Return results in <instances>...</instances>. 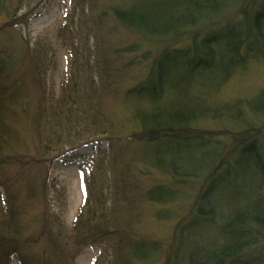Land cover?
<instances>
[{"label":"trees","instance_id":"trees-1","mask_svg":"<svg viewBox=\"0 0 264 264\" xmlns=\"http://www.w3.org/2000/svg\"><path fill=\"white\" fill-rule=\"evenodd\" d=\"M20 2L13 14L15 24L25 22L31 11L18 17L29 5L26 0ZM113 13L128 30L165 45L164 51L153 57L147 82L126 95L133 106L132 120L137 129L132 130L123 147L128 172L114 171L115 186L110 194L116 201L124 197L127 218L113 216L117 202L108 204L102 189L90 201L93 195L89 189L75 220L72 242L66 243L64 249L52 246L39 256L34 252L38 237L31 240L29 228L22 221L28 204L38 195L37 187L25 180L22 190H18L23 197L20 202L18 195L11 196L14 186L9 185L7 196H1L0 264H14L18 254L23 264H74L76 256L88 246L111 252L108 264H264V124L244 130L248 136L233 147L216 135L186 134L198 129L204 119L200 118L210 110L202 95L204 107L200 112L178 96L183 81L194 83L205 76L210 81L214 76L220 77L218 82L216 78L212 82L213 87L224 83L236 70L246 69L253 52L262 50L264 45V0H158L135 7H115ZM186 40L191 43L185 48L174 47ZM8 54L0 53V152L12 138V131L4 123L16 106L33 115L34 130L48 154L53 144L58 146L64 138L77 139L93 131L116 135L118 123H114L105 107L93 105L94 96L104 93L107 84L98 81L84 86L76 76L73 89L64 86L61 96L50 95L49 101L41 99L32 111L23 101L15 102V95L7 96L8 91L20 92L24 81L20 68ZM31 54L34 58L28 57L30 65L42 69L48 63ZM101 61L95 62L100 81L106 75L109 78L114 70L107 57ZM80 86L84 93L79 95ZM189 89L192 91L191 86ZM51 100L54 103L50 104ZM259 102H264V95L258 98L257 105L252 104V110H263ZM151 166L164 176L165 183L133 193L139 177L149 174ZM131 168H138V174ZM190 183L200 187L187 217L171 211L159 212L163 220L179 218L180 224L169 243L148 241L136 233L139 230L132 226L139 218L140 203L175 206L182 201ZM129 185L133 192L128 191ZM0 186L6 183L1 181ZM46 233L42 232L40 238H46ZM101 258L95 263L99 264Z\"/></svg>","mask_w":264,"mask_h":264},{"label":"rangeland","instance_id":"rangeland-1","mask_svg":"<svg viewBox=\"0 0 264 264\" xmlns=\"http://www.w3.org/2000/svg\"><path fill=\"white\" fill-rule=\"evenodd\" d=\"M16 1L0 0V53H9L10 60L16 62L24 75L21 91H8L7 96L15 95V102L23 101L33 111L41 99L49 101L50 95L56 98L61 96L64 86L73 89L76 76L84 86L99 81L107 84V87L104 93L94 96L93 105L105 107L114 123L119 125L114 136L93 131L89 136L81 134L77 139L64 138L58 146L53 144L48 154L34 130L31 113L25 114L21 107L16 106L14 114L8 115L7 124L4 125L12 131V138L4 143V150L0 152V177H4L1 181L6 183V186H0V217L3 212L1 196H7L6 187L13 185L11 196L18 195L21 202L23 197L18 190H22L25 180L32 181L38 195L28 204L22 221L29 228L27 233L31 240L38 237L34 252L41 256L44 250L49 252L52 246L59 245L64 249L66 243L72 242L75 220L89 189L93 195L90 201L102 189L107 195L108 204L117 202L113 216L122 220L127 218L124 197L116 201L114 194H110L115 186L114 171L125 169L128 172L124 162L127 155L123 147L127 146L126 141L132 130L137 129V124L132 120L133 106L126 95L127 91L147 82L153 57L164 51L165 45L150 42L128 30L113 13L115 7H135L158 0H26L29 5L20 11L18 17L31 10L29 17L25 22L15 24L17 22H13V14L21 5V0L18 4ZM190 43L186 40L174 47L185 48ZM31 53L45 58L48 63L42 69L30 65L28 57H33ZM252 55L246 69L236 70L224 83L212 87L215 78L217 82L220 80L218 76H214L211 81L205 76L194 83L192 80L181 83L178 96L185 104L197 106V110L202 111V95L210 110L208 115L200 118L204 119L197 125L198 129L186 134L200 132L216 135L233 147L236 141L248 136L244 130L264 124V102L258 103L263 109L260 112L251 107L252 104L257 105L258 98L264 95V45L262 50L257 48ZM106 57L114 65V70L109 78L106 75L100 81L95 62ZM194 84L197 87H192ZM189 86L192 91L188 90ZM208 89H211L209 93L206 92ZM81 93H84V87L80 86L79 95ZM51 103L54 102L51 100ZM133 103L135 109V99ZM0 140L2 143L3 139ZM135 147L139 149V146ZM153 168H149V174L139 177L134 192L131 185L128 191L139 193L141 189L148 190L164 184V176ZM43 185L46 187L45 192ZM199 187L200 184L194 186L190 183L182 201L176 202L175 206L139 202V218L132 226L139 231L133 230L145 240L169 243L179 218L163 220L159 212L171 211L187 217ZM19 201L17 203L20 206ZM80 226H84V222ZM46 231V238L44 236L41 239L40 235ZM18 255L14 257L13 263L23 264ZM100 256L99 264H108L112 255L107 249L102 251L101 248L88 246L76 256L74 264H96Z\"/></svg>","mask_w":264,"mask_h":264}]
</instances>
